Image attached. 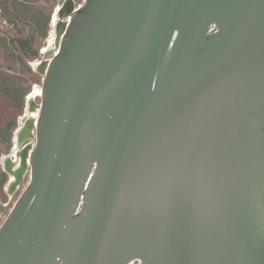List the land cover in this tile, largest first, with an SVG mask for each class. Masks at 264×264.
<instances>
[{"label":"water","instance_id":"1","mask_svg":"<svg viewBox=\"0 0 264 264\" xmlns=\"http://www.w3.org/2000/svg\"><path fill=\"white\" fill-rule=\"evenodd\" d=\"M59 15L0 264H264V0Z\"/></svg>","mask_w":264,"mask_h":264},{"label":"flooded vegetation","instance_id":"2","mask_svg":"<svg viewBox=\"0 0 264 264\" xmlns=\"http://www.w3.org/2000/svg\"><path fill=\"white\" fill-rule=\"evenodd\" d=\"M52 1L55 2L51 8V12H54L50 15V25L56 35V25L61 20L59 13L70 0ZM45 3L46 0H0V27L6 24L13 28L11 37L0 32V219L12 209L24 183L30 178L29 153L33 139H26L19 132L29 116H38L29 112L36 110L35 104L41 102V94L35 95V87H41L42 91L45 74L39 68L47 60L48 48L55 45L54 42L46 47L45 24L48 17L45 14ZM73 4L75 8L78 7L77 0H73ZM55 14L57 19L54 22ZM30 24L40 30L38 34L44 39L43 45H33L34 37L24 35V27L28 28ZM9 59L12 61L10 64L7 63ZM24 68L33 69L40 76L41 83L25 82L17 76L16 70L23 71ZM30 100L35 104L31 105Z\"/></svg>","mask_w":264,"mask_h":264},{"label":"rangeland","instance_id":"3","mask_svg":"<svg viewBox=\"0 0 264 264\" xmlns=\"http://www.w3.org/2000/svg\"><path fill=\"white\" fill-rule=\"evenodd\" d=\"M36 1V0H35ZM54 2L55 1H52V0H46V3H45V7H44V9H45V14H46V16L48 17L47 18V20H46V24H45V40H46V47H48L50 44H53V42L54 41H52V43H50V39H51V35H52V31L54 30H52V27H51V14L54 12V11H52L51 12V8H52V5L54 4ZM84 2V0H77V3H78V6H80L82 3ZM54 19H55V16H54ZM54 21V20H53ZM35 28V29H34ZM24 29H25V32H24V35H26L27 37H29V36H33L34 38H32V44L33 45H35V46H37L38 44L39 45H43L44 43L42 42V41H44V39L40 36L39 37V34H38V32L40 31L39 29H38V27H34L32 24H30L29 26H28V28H25L24 27ZM0 32H5L8 36H10L11 37V33L13 32V28L11 27V25H4V26H1L0 27ZM29 34H31V35H29ZM50 38V39H49ZM46 49V48H45ZM12 61L9 59V60H7V63L8 64H10ZM15 63V62H14ZM15 65H17L16 63H15ZM18 66V65H17ZM9 68H14V67H9ZM25 69V68H24ZM14 70V69H13ZM15 71V70H14ZM16 73L18 74L17 76H20V77H22V79L25 81V82H33L34 84L36 83V84H40L41 83V78H40V76L37 74V73H35L34 71H33V69H25V70H16ZM26 76V77H25ZM36 90H41V87H39V86H36L35 87V91ZM37 100H39L40 101V98H37ZM29 180H30V178H29ZM29 180L28 181H26L25 183H24V185H23V187H22V189H21V191L19 192V194H18V196L16 197V199H18V197L20 196V194L23 192V190L26 188V186H27V184H28V182H29ZM9 212H10V210L5 214V216L2 218V219H0V226L2 225V223L4 222V220L6 219V217L8 216V214H9Z\"/></svg>","mask_w":264,"mask_h":264},{"label":"bare ground","instance_id":"4","mask_svg":"<svg viewBox=\"0 0 264 264\" xmlns=\"http://www.w3.org/2000/svg\"><path fill=\"white\" fill-rule=\"evenodd\" d=\"M58 10V9H57ZM55 16V19H54V22L56 21V19H57V14H55L54 15ZM55 37H56V35H55V31L53 30L52 31V35H51V39H50V43H52V41H54L55 42ZM54 42H53V44H54ZM52 44H50L49 46H51ZM39 94H41V90H36L35 91V95L37 96V95H39ZM30 114H32V115H34V116H37L38 115V112H37V110H30V112H29Z\"/></svg>","mask_w":264,"mask_h":264}]
</instances>
